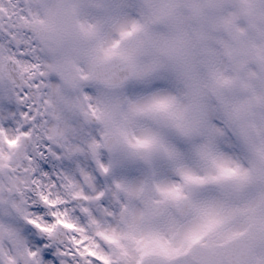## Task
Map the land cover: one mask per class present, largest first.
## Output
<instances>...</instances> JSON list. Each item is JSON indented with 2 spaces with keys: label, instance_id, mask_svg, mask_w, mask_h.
<instances>
[{
  "label": "snow or ice",
  "instance_id": "1",
  "mask_svg": "<svg viewBox=\"0 0 264 264\" xmlns=\"http://www.w3.org/2000/svg\"><path fill=\"white\" fill-rule=\"evenodd\" d=\"M0 264H264V0H0Z\"/></svg>",
  "mask_w": 264,
  "mask_h": 264
}]
</instances>
